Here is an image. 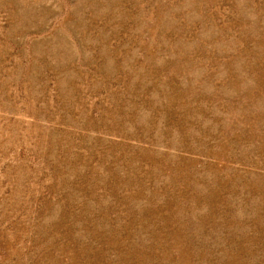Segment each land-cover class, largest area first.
I'll use <instances>...</instances> for the list:
<instances>
[{"label":"rangeland","instance_id":"1","mask_svg":"<svg viewBox=\"0 0 264 264\" xmlns=\"http://www.w3.org/2000/svg\"><path fill=\"white\" fill-rule=\"evenodd\" d=\"M0 264H264V0H0Z\"/></svg>","mask_w":264,"mask_h":264}]
</instances>
